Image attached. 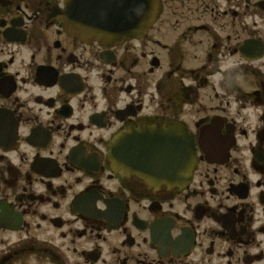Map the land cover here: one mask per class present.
<instances>
[{
  "label": "flooded vegetation",
  "instance_id": "1",
  "mask_svg": "<svg viewBox=\"0 0 264 264\" xmlns=\"http://www.w3.org/2000/svg\"><path fill=\"white\" fill-rule=\"evenodd\" d=\"M156 1L98 41L67 0H0V264H264V0Z\"/></svg>",
  "mask_w": 264,
  "mask_h": 264
},
{
  "label": "water",
  "instance_id": "2",
  "mask_svg": "<svg viewBox=\"0 0 264 264\" xmlns=\"http://www.w3.org/2000/svg\"><path fill=\"white\" fill-rule=\"evenodd\" d=\"M157 8L156 0H126L123 6H110L97 0H67L61 19L66 30L80 39L121 41L146 33L155 20ZM124 138L120 134L111 143V158L119 170L127 169L139 174L138 165L122 162L124 150L120 146ZM174 140L175 145L169 147V156L164 158L168 162L164 164L165 167L160 165L162 169L158 173L165 175L160 178L179 183L192 176L197 159L192 141L185 137V152L182 156L176 144L179 136L174 135ZM181 159L183 162H180Z\"/></svg>",
  "mask_w": 264,
  "mask_h": 264
}]
</instances>
